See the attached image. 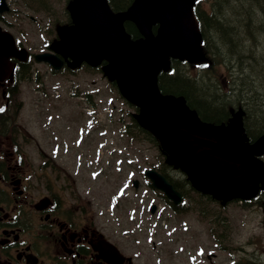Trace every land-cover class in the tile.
Wrapping results in <instances>:
<instances>
[{"label":"rangeland","instance_id":"1","mask_svg":"<svg viewBox=\"0 0 264 264\" xmlns=\"http://www.w3.org/2000/svg\"><path fill=\"white\" fill-rule=\"evenodd\" d=\"M54 5L57 18L65 20L61 8ZM7 18L13 21V18ZM20 19L21 24L9 28L10 33L19 37L17 28H24L28 36L27 42L21 39L22 43L30 49L41 47L36 28L28 24L27 16ZM198 66L195 63L185 69L192 72L191 69ZM35 69L38 79L34 77L19 84L17 98L22 102L17 114L19 127L42 139L43 143L51 141V132L65 140L68 144L66 149L70 150L62 152L60 149L54 159L64 169L66 178L72 181V189L91 208L98 222L106 225L115 242L129 248L131 240L138 239L143 246L144 260L150 264L158 260L163 264H187L186 250L194 248L196 241L208 243L211 227L200 219L196 195L191 198L192 208H189V199L188 210L182 211L183 216H174L167 211L150 215L144 208L153 200V190L149 187L148 190L145 181L141 180V170L155 164L160 154L153 143H132L122 134L121 122L129 121L127 112L133 110L100 72L88 69L53 75L44 65H37ZM87 92L92 93V100L81 97ZM247 120L251 129L258 125L255 119ZM42 125H49L48 130ZM7 133L10 137V132ZM44 148L50 154V146L45 145ZM133 178L138 179V188H132ZM147 192L149 195L145 194ZM142 194L145 200H142ZM225 214L235 238L236 250L233 253L238 263L253 264L244 258L252 253L260 256L257 261L264 262L261 213L256 209L242 211L229 208ZM122 235L129 237L123 238ZM168 252L171 259L166 258Z\"/></svg>","mask_w":264,"mask_h":264},{"label":"flooded vegetation","instance_id":"2","mask_svg":"<svg viewBox=\"0 0 264 264\" xmlns=\"http://www.w3.org/2000/svg\"><path fill=\"white\" fill-rule=\"evenodd\" d=\"M5 13L0 12L2 28L12 24ZM16 46L18 50L24 48L27 55L18 51L16 56L9 58L10 72L7 75L0 73V264H150L144 260L143 248L137 240L132 239L129 248L115 242L106 225L98 222L91 208L72 189V181L66 178L64 169L54 159L60 149L64 152L65 148L57 133L51 132V141L43 143L42 139L23 131L19 124L7 123L9 115L13 113L16 119L22 107L21 100L17 98L19 81L16 78L24 75V68L30 66L34 54L25 43L16 41ZM172 95L178 100L182 97ZM228 119L229 113L211 120H201L213 125H225ZM178 125H182L180 138L186 146L194 144L196 151H210L211 146L208 145H213L214 139L209 132L185 127L182 123ZM42 126L48 130L49 125ZM193 140L205 144L192 143ZM45 145L50 146V154L46 153ZM162 157L166 158L164 155ZM260 159L264 163V155ZM217 163L223 172L222 191L232 195L231 198L224 195L214 198L202 192L171 165H166L167 178L176 182L177 186H188L190 199L196 192L199 204L206 202L205 212L209 210L207 202H213L217 203L218 210L242 208L263 213L262 187L259 184L254 187L249 173L242 171L238 164L221 158H217ZM159 198L162 197L157 195L156 201ZM169 209L177 213L181 208L169 205ZM224 221L219 213L217 218L207 220L208 224H219L218 233L209 234L208 243L196 241L194 248L188 249L191 254L198 249L206 250L202 264H239L233 253L236 246L232 228H226ZM128 237L124 235L123 238ZM107 242L117 248L119 255L113 253ZM171 256L169 252L166 254L168 259ZM245 258L253 264H264L257 261L260 256L253 253ZM155 264L163 263L158 260Z\"/></svg>","mask_w":264,"mask_h":264},{"label":"water","instance_id":"3","mask_svg":"<svg viewBox=\"0 0 264 264\" xmlns=\"http://www.w3.org/2000/svg\"><path fill=\"white\" fill-rule=\"evenodd\" d=\"M195 0H134L126 10L113 12L106 0H70L67 10L72 25L61 28L60 40L51 49L73 65L82 61L96 65L107 62L104 73L114 80L119 93L138 107L135 118L159 140L167 153V162L182 170L200 189L219 194L221 180L216 158L219 156L241 165L255 182L264 186L262 163L253 157L264 153V134L252 144H246L241 134V112L232 115L228 125L214 126L201 122L196 113L181 100L162 95L156 86V74L168 56L184 58L189 62L202 59L201 36L183 19L189 14ZM1 9H5L1 0ZM132 22L141 34L131 39L124 22ZM158 24L156 33L151 27ZM15 52L12 37L0 32V71L7 58ZM37 61L59 69L63 61L56 55L44 53ZM173 102H177L181 111ZM209 132L217 141L212 150L193 153L179 138L178 124ZM144 174L154 188L161 190L174 204L181 195L160 174L146 169ZM219 182V183H218ZM134 186L137 182H133ZM220 186V187H219Z\"/></svg>","mask_w":264,"mask_h":264},{"label":"trees","instance_id":"4","mask_svg":"<svg viewBox=\"0 0 264 264\" xmlns=\"http://www.w3.org/2000/svg\"><path fill=\"white\" fill-rule=\"evenodd\" d=\"M52 2L54 0H23L22 5L36 12L50 13ZM107 2L113 11H121L133 0ZM61 10L66 17L65 9ZM191 19L202 36L203 63L207 68L199 70L195 76L186 75L183 65L176 67L179 61L170 58L174 72L158 74L159 90L183 95L188 105L206 120L226 116L227 104L240 103L236 105L244 107V121L255 119L258 125L252 133L260 134L264 131V0H199L193 5ZM124 27L132 38L140 36L132 23L125 22ZM220 69L226 70L230 79L227 93H222L221 87L210 81L212 75H219ZM127 132L132 139L149 137L156 143L132 118Z\"/></svg>","mask_w":264,"mask_h":264},{"label":"snow or ice","instance_id":"5","mask_svg":"<svg viewBox=\"0 0 264 264\" xmlns=\"http://www.w3.org/2000/svg\"><path fill=\"white\" fill-rule=\"evenodd\" d=\"M0 111H2V109H0Z\"/></svg>","mask_w":264,"mask_h":264}]
</instances>
